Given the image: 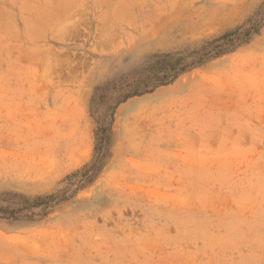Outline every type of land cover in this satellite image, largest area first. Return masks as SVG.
Returning <instances> with one entry per match:
<instances>
[{"label":"rangeland","instance_id":"374dc122","mask_svg":"<svg viewBox=\"0 0 264 264\" xmlns=\"http://www.w3.org/2000/svg\"><path fill=\"white\" fill-rule=\"evenodd\" d=\"M72 2L0 0V264H264V0Z\"/></svg>","mask_w":264,"mask_h":264},{"label":"bare ground","instance_id":"6f19581e","mask_svg":"<svg viewBox=\"0 0 264 264\" xmlns=\"http://www.w3.org/2000/svg\"><path fill=\"white\" fill-rule=\"evenodd\" d=\"M61 1H62V0H61ZM63 1H64V0H63ZM66 1H68V0H66ZM71 2H72V0H71ZM64 3H65V2H64ZM64 3H63V4H64ZM123 3H124V2H122L121 4H123ZM125 3H126V1H125ZM63 4L61 3V5H63ZM65 4L67 5V3H65ZM71 4L73 5V2H72ZM121 4H120V5H121ZM52 5H53V4H52ZM57 5H59V4H58V1H57ZM124 6H126V5L123 4V7H124ZM67 7H68V6H67ZM70 7H71V5H70ZM60 8H61V7H59L58 9L60 10ZM63 8H64V7H63ZM68 8H69V7H68ZM118 8H119V7H118ZM118 8H117V9H118ZM53 9H54V8H53ZM119 9H123V8L120 7ZM56 10H57V9H56ZM65 10H66V8H65ZM125 10H126V8H125ZM125 10H122V11H121V12L123 13V15H124L125 12H126ZM60 11H61V10H60ZM115 11H116V10H115ZM117 11H118V12H117V15H119V14L122 15V13H121L119 10H117ZM51 13H53V12H51ZM47 14H48V13H47ZM114 14H115V16H117L116 13H114ZM43 15H44V14H43ZM46 16H47V15H46ZM49 16H50V14H49ZM47 17H48V16H47ZM49 18H50V17H49ZM43 25H44V24H43ZM47 26H48V25H47ZM38 28H39V27H38ZM38 33H39V32H38Z\"/></svg>","mask_w":264,"mask_h":264},{"label":"snow or ice","instance_id":"6c2138e0","mask_svg":"<svg viewBox=\"0 0 264 264\" xmlns=\"http://www.w3.org/2000/svg\"><path fill=\"white\" fill-rule=\"evenodd\" d=\"M262 23H264V17H262Z\"/></svg>","mask_w":264,"mask_h":264}]
</instances>
